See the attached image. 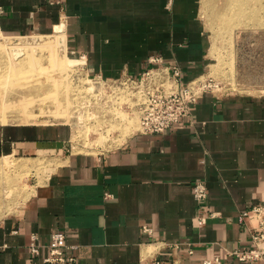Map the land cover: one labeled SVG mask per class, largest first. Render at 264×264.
<instances>
[{"label": "crops", "instance_id": "obj_1", "mask_svg": "<svg viewBox=\"0 0 264 264\" xmlns=\"http://www.w3.org/2000/svg\"><path fill=\"white\" fill-rule=\"evenodd\" d=\"M0 5L2 33L60 32L68 54L92 75L139 81L156 67L150 59L160 58L162 66L180 68L184 85L208 65L209 36L196 0ZM191 114L164 134L136 133L98 154L70 152L64 125L0 126V156L44 155L57 163L23 208L0 223V264H45L56 232L66 235L68 254L80 264H203L214 257L223 264H264L232 256L251 245L241 214L264 207V97L206 90ZM198 181L208 187L206 209L218 214L203 226L196 221ZM34 233L41 256L29 250Z\"/></svg>", "mask_w": 264, "mask_h": 264}, {"label": "rangeland", "instance_id": "obj_2", "mask_svg": "<svg viewBox=\"0 0 264 264\" xmlns=\"http://www.w3.org/2000/svg\"><path fill=\"white\" fill-rule=\"evenodd\" d=\"M196 4L210 49L205 71L189 89L196 96L209 90L217 96L264 97V0ZM52 34L0 31V126L64 125L75 154L122 145L140 131L139 106L145 100L139 90L158 87L155 74L145 77L143 88L92 75L82 60L68 54L60 32ZM163 83L168 90L178 89L167 77ZM56 165L44 155L0 156V223L23 208Z\"/></svg>", "mask_w": 264, "mask_h": 264}, {"label": "built area", "instance_id": "obj_3", "mask_svg": "<svg viewBox=\"0 0 264 264\" xmlns=\"http://www.w3.org/2000/svg\"><path fill=\"white\" fill-rule=\"evenodd\" d=\"M3 14V8L0 5V16ZM150 63L156 66L145 72L139 81L130 78H122L130 83L139 84L143 88L145 77L150 74L153 89H140L139 94L145 100L140 106V131L142 134H164L169 131L172 126L184 121H191L192 106L199 96H196L189 90L188 84L181 83L182 72L176 64L162 66L160 58H151ZM178 87L177 91H167L164 86V79ZM149 80V78H146ZM140 82V83H137ZM193 193L195 201L199 206V214L197 216V225L203 226L210 218L216 217L218 214L209 212L206 209V201L208 198V187L205 181H198L194 184ZM239 221L248 226L251 245L244 250H237L232 253L241 262H255L264 259V207L254 206L251 210L241 214ZM149 231V230H146ZM43 246L39 243V235L34 233L30 237L29 250L33 256H41ZM48 255L44 258L45 264H80L75 256L68 254L66 245V235L62 232L51 234L49 244L47 245ZM160 264V263H156ZM203 264H223L219 257H214L203 261Z\"/></svg>", "mask_w": 264, "mask_h": 264}, {"label": "bare ground", "instance_id": "obj_4", "mask_svg": "<svg viewBox=\"0 0 264 264\" xmlns=\"http://www.w3.org/2000/svg\"><path fill=\"white\" fill-rule=\"evenodd\" d=\"M22 48V47H21ZM214 50V49H213ZM37 51V50H36ZM36 51H35V54H36ZM16 54H17V52L16 51H14V52H12V55H14V56H16ZM190 85H191V83H189L188 84V86L190 87ZM190 90V89H189ZM167 91H170V90H168L167 89ZM191 92H192V90H190ZM193 93V92H192ZM195 95H196V93H195ZM198 96V95H197Z\"/></svg>", "mask_w": 264, "mask_h": 264}]
</instances>
